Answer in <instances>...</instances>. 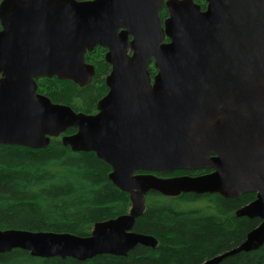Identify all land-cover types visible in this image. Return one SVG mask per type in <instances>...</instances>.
<instances>
[{"label": "water", "instance_id": "95a60500", "mask_svg": "<svg viewBox=\"0 0 264 264\" xmlns=\"http://www.w3.org/2000/svg\"><path fill=\"white\" fill-rule=\"evenodd\" d=\"M206 2L200 10L193 0L0 1V144L38 149L63 134V145L92 151L111 167L109 179L131 204L95 222L88 236L0 230V253L20 248L84 260L125 256L137 244L154 248L153 236L132 230L149 190L255 193L235 215L259 224L236 248L201 264L264 243V0ZM95 46L107 50L111 69L94 114L37 91L39 77L88 84L94 66L84 54ZM68 128L75 132L64 134ZM200 168L211 171L152 174Z\"/></svg>", "mask_w": 264, "mask_h": 264}, {"label": "trees", "instance_id": "16d2710c", "mask_svg": "<svg viewBox=\"0 0 264 264\" xmlns=\"http://www.w3.org/2000/svg\"><path fill=\"white\" fill-rule=\"evenodd\" d=\"M194 1L204 9V0ZM158 13L163 19L166 8ZM105 50L95 46L85 52V62L94 66L88 84L78 86L57 76L39 77L37 91L76 112L94 113L97 101L107 92L105 77L110 65L104 60ZM148 71L151 78L156 73L152 62ZM73 132L74 128H68L64 134ZM62 135L51 137L46 147L38 149L0 144V230L86 236L95 222L128 212L129 196L109 179L111 167L92 151H73L63 145ZM194 171L179 170L166 176H194ZM254 197L250 192L225 198L215 192L186 191L168 196L149 190L144 196V211L132 229L153 236L157 241L154 248L137 244L125 256L97 254L84 260L37 257L15 248L0 253V264H201L236 248L259 224L258 218L235 215ZM216 264H264V243L228 255Z\"/></svg>", "mask_w": 264, "mask_h": 264}, {"label": "flooded vegetation", "instance_id": "af4514ba", "mask_svg": "<svg viewBox=\"0 0 264 264\" xmlns=\"http://www.w3.org/2000/svg\"><path fill=\"white\" fill-rule=\"evenodd\" d=\"M165 1H166V0H165ZM193 2H194L195 4H197L194 0H193ZM204 2H205V7H204V9H202L201 6H200L199 4H197V5L200 7V10H205V9L207 8L206 6H207L208 2H206V0H204ZM164 7H165V6H164ZM159 10H160V9H159ZM166 11H167V10H166ZM158 12H159V11H158ZM158 14H159V13H158ZM167 16H168V12H167V15H166L163 19L160 18V19H161V22H163V20H164ZM159 17H160V16H159ZM166 40H167V39H166ZM106 52H107V50H105V53H106ZM105 53H104V56H105ZM128 53H130V51H128ZM150 64H151V63H150ZM152 64H153V62H152ZM148 66H149V65H148ZM153 67H154V66H153ZM154 68H155V67H154ZM110 69H111V67H110ZM147 69H148V68H147ZM155 69H156V68H155ZM109 72H110V71H109ZM155 74H156V73H155ZM155 74H154V75H155ZM107 75H108V74H107ZM105 78H106V77H105ZM150 78H151V77H150ZM152 78H153V77H152ZM152 78H151V79H152ZM105 84H106V83H105ZM107 91H108V88H107ZM106 93H107V92H106ZM106 93H105V94H106ZM105 94H104V95H105ZM104 95H103V96H104ZM103 96H102V97H103ZM102 97H101V98H102ZM101 98H100V99H101ZM97 102H98V101H97ZM95 112H96V111H95ZM95 112H94V113H95ZM94 113H91V114H94ZM175 171H179V170H175ZM175 171H173V172H175ZM182 171H191V172H192V171H194V170H182ZM209 171H211V170L200 168V169H195L194 172H196L195 175H200V174H203V173H206V172H209ZM173 172L166 173V174H160V173H152V174L155 175V176H158V177H172V176L188 175V174H179V175L166 176L167 174H171V173H173ZM137 173H146V172L138 171ZM195 175H194V176H195ZM145 194H146V193H145ZM145 194H144V196H145ZM239 196H240V195H239ZM248 203H249V202H248ZM130 205H131V204H130ZM243 206H244V205H243ZM241 207H242V206H241ZM144 208H145V207H144ZM132 230H133V229H132ZM133 231H134V230H133ZM89 234H90V233H89ZM89 234H88V235H89ZM88 235H86V236H88Z\"/></svg>", "mask_w": 264, "mask_h": 264}, {"label": "rangeland", "instance_id": "374dc122", "mask_svg": "<svg viewBox=\"0 0 264 264\" xmlns=\"http://www.w3.org/2000/svg\"><path fill=\"white\" fill-rule=\"evenodd\" d=\"M91 229H92V226L90 227V231H91Z\"/></svg>", "mask_w": 264, "mask_h": 264}]
</instances>
